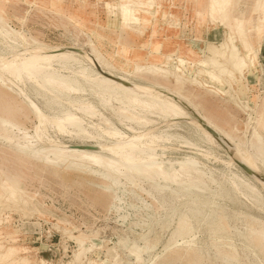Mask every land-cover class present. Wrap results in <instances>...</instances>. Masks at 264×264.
<instances>
[{
  "label": "rangeland",
  "instance_id": "rangeland-1",
  "mask_svg": "<svg viewBox=\"0 0 264 264\" xmlns=\"http://www.w3.org/2000/svg\"><path fill=\"white\" fill-rule=\"evenodd\" d=\"M146 2L152 3L149 6ZM253 2L240 0V9L249 18L246 28L256 54V66L244 71V74L236 73L231 88L226 75L222 83L211 82L206 69L199 67L200 61H208L210 57L218 58L216 53L222 52L223 43L228 42L231 36L226 26L208 15L207 0H0V16L3 17L0 27L13 28L25 35V39H21L18 45L14 43L19 51L40 44L45 47H64L67 49L65 51L76 52L74 55L81 58V62L85 61L82 64L86 65L87 70L100 74L104 72L103 68L97 65L92 56L89 59L90 49L86 43L90 39L98 42L106 38L110 44L104 40L100 49L104 54L112 51V64L116 72L113 78L117 74L116 79L133 70L135 63L145 67L152 58L171 71H176V65L182 63L183 68L179 72L182 73L184 83L179 92L190 104L175 95L173 99V94L167 90L166 93L161 91L162 95L166 94L164 96L184 106L193 118L192 111H200L210 122L228 132L236 143L242 145L244 151L254 153L257 142L255 134L263 138L264 148V128L261 129L259 125L261 117H264V38L259 40L255 32L256 15L251 12ZM120 4H129L134 15L141 19L138 25L140 33L132 31L128 26L122 27L123 21L116 16ZM68 17L73 18L74 24L81 22L82 26L73 28L67 21ZM235 45L240 48L236 40ZM155 46H158L157 50ZM0 48L4 52L9 50L8 44L0 45ZM74 48L76 51H73ZM211 48L218 52H212L211 55ZM84 52L88 53L87 56ZM23 53L28 54L29 51ZM55 61L53 64L56 65ZM226 66L230 68L228 64ZM71 67L62 70L63 75L79 69L78 65H74V69ZM130 79L135 83L140 82L137 78ZM157 83L165 84L172 90L178 89L173 81L167 83L158 80ZM26 88L28 97L37 108H44V99L33 94L30 84ZM229 88L228 93L222 92ZM88 92H80L76 96L86 100V104L97 105ZM30 108L33 112L0 82V125H9L19 137L24 133L33 134L37 119L35 110ZM94 109H100L103 116L111 118L116 128L124 130L109 111L102 110L98 105ZM97 120L94 118L93 122H99ZM186 121H176L180 125L169 130V133L177 136L169 140L162 159L175 162L184 156L194 157L207 172V177L211 175L217 181L207 183L212 191L223 192L224 199L220 202L223 203L231 238L226 241L238 255L231 263L225 262L216 253L212 244L214 239L209 233V218L202 220L199 228L195 229L194 247L204 252L206 258L203 264H264L263 258L256 255L255 249L249 247L242 236L248 218L264 221V190L254 176L238 165L237 159H230L226 147L204 143ZM160 125H157V130L161 129ZM47 132L55 136L51 126ZM65 143L79 141L65 140ZM72 167H48L40 161H34L28 154L15 153L7 142L0 139V168L7 172L1 174L0 182L6 175L16 176L20 180L22 196L31 198L28 199V205H22V208L20 204L7 201L4 195L0 199V227L5 236L0 240L5 239L4 246L17 250L13 259L18 260V256L26 258V264H185L174 259V252L166 249L168 246L173 248L179 240L173 231L181 209L173 218H166L172 207L171 198H162L154 192L147 194L149 186L145 183L134 187L124 180L101 177V172L95 173L75 165ZM260 169L264 176V168ZM229 173L240 175L241 179L254 185L256 191L245 189L246 192H241L238 197L227 193L218 182L223 180L221 184L228 188L231 181ZM37 205L42 214L34 211ZM190 220L196 228L195 217ZM80 251L82 253L77 260L74 255ZM0 264L10 263L0 261Z\"/></svg>",
  "mask_w": 264,
  "mask_h": 264
},
{
  "label": "bare ground",
  "instance_id": "bare-ground-1",
  "mask_svg": "<svg viewBox=\"0 0 264 264\" xmlns=\"http://www.w3.org/2000/svg\"><path fill=\"white\" fill-rule=\"evenodd\" d=\"M207 4L208 15L217 19L222 26H226L231 31V36L228 42L223 43L222 52L216 53L218 51H214L215 47H213L214 50L211 48L210 54L212 55L214 52L216 55L218 54V58L210 57L208 61L205 58L206 61H200L199 67L206 69L211 82L222 83V79L226 75L231 88L236 73L244 74V71L256 66V54L248 39L246 28L249 18L240 9V0H207ZM117 7L118 14L116 12L115 14L123 21L122 27L128 26L132 31L140 33L138 25L141 19L134 15L129 4H120ZM251 12L256 15L255 32L260 40L264 38V0H254ZM2 18L0 16V20ZM72 20L71 17L67 18L73 28L78 29L79 26H82L81 22L78 21L77 24H74ZM118 25L121 27L120 24ZM249 30L251 29L249 28ZM17 36L20 37L19 40ZM21 39H25L22 32L13 28L0 27V45L8 44L9 49L4 52V49L0 48V82L18 96L31 112L33 111L30 107L35 110L34 114L37 120L33 126V134L24 133L21 137L16 135L15 131L8 127L9 125L1 124L0 139L7 142L15 153L28 154L34 161H40L48 167L71 169L75 165L95 173L101 172L103 173L101 177L104 178L127 181L134 187L145 183L146 186H149L147 194L154 192L162 198L165 196L171 198L173 200L172 207L166 218H173L176 212L181 209L173 231V235L179 240L174 243L173 248L168 246L166 249L174 252V259L183 261L185 264H203L206 258L204 252L198 251L194 247L195 229L199 228L202 220L211 218L209 233L214 239L213 247L225 262L233 263L238 255L231 248V244L226 241L231 238L230 228L224 216L223 203L220 202L224 199V195L223 192L212 191L207 183L208 181L215 182V179L211 175L207 177V172L198 165L199 162L194 157L184 156L178 161L168 160L166 162L162 156L168 148L169 140L177 136H173L169 130L180 125L176 121L187 120L204 143L226 147L230 159H237L250 168L251 171L247 172L258 180L264 190V176L261 175L263 172L260 169L264 168L263 138L254 133L257 136L255 152L247 153L228 132L210 122L200 111H192L195 118L191 117L184 106L173 100L176 96L190 104L189 100L179 92L184 83L183 77H181L182 73L179 72L182 71V63L176 65V71H171L165 65L153 61L152 58L145 67L135 63L133 70L127 71L125 74L122 72L124 75L116 79L117 74L113 78L116 72L114 73L112 64V51L104 54L100 49L104 40L110 44L106 38L99 39L98 42L90 39L86 43L90 52L89 54L84 52L86 56L89 55V59L90 56L93 57L92 59L99 67L103 68L105 74L89 69L88 71L86 65L82 64L85 61L81 62V58L78 59L74 55L76 52L65 51L67 49L64 47L53 48L40 44L32 48L24 47L19 51L15 44L18 45ZM235 40L240 44V48L235 45ZM155 48L157 50L158 46ZM42 49L45 51H41ZM53 49L58 52L56 50L52 52ZM23 51H29V53L24 54ZM73 51H76L75 48ZM179 59L181 60V58ZM54 60L57 61L56 65L53 64ZM227 64L230 68H227ZM74 65H78L79 69H74ZM70 67L74 70L70 71V74L68 72L63 75L61 71L68 70ZM130 77L137 78L142 83H135L136 81H131ZM147 78L150 80L147 81ZM158 80L167 83L173 81L175 85L177 84L178 89L172 90L165 84L157 83ZM27 84L31 85V90L36 97L40 96L44 99V108H37V105L28 97ZM230 88L222 92L228 93ZM163 90L164 92L165 90L169 91L173 94H171L172 96L175 95L173 99L164 96L166 94L162 95ZM86 91H89L88 94L94 99L95 104L117 118L124 130L116 128L111 118L103 116L100 109H94L97 105L86 104V100L83 101L80 97L78 99L76 95ZM94 118H97L99 122H93ZM261 118L259 125L262 129L264 128V117ZM158 124H161L160 130H157ZM50 126L53 128L55 136L49 135L47 132ZM87 126L91 130L88 131ZM76 139L79 143H65V140ZM185 145H187L186 142ZM2 173L7 172L0 168V176ZM230 175L231 181L228 188L221 184L223 180L218 182L220 187L226 189L227 193L230 192L234 197H238L241 192L244 193L245 189L256 191L255 186L247 182L246 179H241L240 175ZM19 185L20 180L16 176L6 175V178L0 182V199L4 195L7 201L16 205L20 204L21 208L22 205H28V199L31 200V198L22 196ZM37 207L38 205L34 211L37 214H42L40 208ZM22 211L26 213L25 209ZM191 217H195L196 228L191 224ZM242 236L247 245L254 248L257 252H255L256 255L261 256L264 261V221L248 218L244 223ZM2 238L5 236H3V228L0 227V239ZM3 241L0 240V261L10 264H26V258L18 256V260H16L17 258L13 259L17 250L4 246ZM81 253V251L77 252L74 255L75 259L78 260Z\"/></svg>",
  "mask_w": 264,
  "mask_h": 264
},
{
  "label": "water",
  "instance_id": "water-1",
  "mask_svg": "<svg viewBox=\"0 0 264 264\" xmlns=\"http://www.w3.org/2000/svg\"><path fill=\"white\" fill-rule=\"evenodd\" d=\"M221 141V140H220ZM227 141V140H226ZM222 142V141H221ZM236 162L238 163V165L243 168L244 170L246 171H251L250 168H248L247 166H245L244 164H242L241 162L237 161Z\"/></svg>",
  "mask_w": 264,
  "mask_h": 264
}]
</instances>
